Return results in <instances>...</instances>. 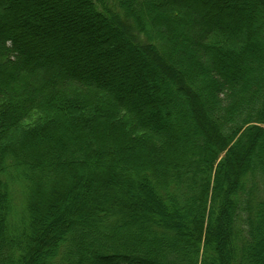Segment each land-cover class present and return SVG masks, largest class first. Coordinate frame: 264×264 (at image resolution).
Returning <instances> with one entry per match:
<instances>
[{
    "label": "trees",
    "instance_id": "16d2710c",
    "mask_svg": "<svg viewBox=\"0 0 264 264\" xmlns=\"http://www.w3.org/2000/svg\"><path fill=\"white\" fill-rule=\"evenodd\" d=\"M134 189L163 219L149 237ZM0 209V264H254L264 0H0Z\"/></svg>",
    "mask_w": 264,
    "mask_h": 264
},
{
    "label": "rangeland",
    "instance_id": "374dc122",
    "mask_svg": "<svg viewBox=\"0 0 264 264\" xmlns=\"http://www.w3.org/2000/svg\"><path fill=\"white\" fill-rule=\"evenodd\" d=\"M78 96L80 97L81 101H84V94L79 93ZM47 114L44 117L39 116L37 113L33 114L31 119L29 120V125H33V126L35 125L36 126L38 124H41L48 117ZM30 127H32V126H30ZM134 196L136 198V206H137L135 213L137 216L139 215V218L136 217L132 221V224L130 226V230L132 233L137 234V233H139L138 230L141 229L140 227H142V229L145 232H147V234H148L146 237H149L150 232L152 231V229H151L152 226H149V225L152 223L161 224V222L163 221L162 216L160 215V213L158 211L159 208L155 205V202L153 200L148 201L144 197H142L140 195V191L138 189H134ZM77 197H78V201L82 205V203H83L82 200L84 199L82 197V193L79 192V195ZM89 198H91V197L89 196ZM117 198L119 199V197H117ZM29 199H30V197L26 193L25 189H23V188H21V189L16 188L15 189L14 188V197H13V199H11L12 203L9 205H10L11 213H13L15 215V221H16L15 229H18V227L21 226L20 223L22 222V220L25 221L24 201H28ZM4 201H5V198H4ZM67 201L72 202V200L69 201L68 199H67ZM68 202L65 201V203L62 204L63 206H66V208L68 207L67 209H69L72 205L71 203H68ZM165 205H166V206H164L165 215L175 216L176 218H174V220L178 221V225L187 230L189 227L188 225H189V220H190L189 214H185L181 210L175 211V208L170 206L169 204H165ZM62 211H64V210H62V208H59L58 210H54V212L51 213L50 215H48V216L46 215V217H43V213L41 214L42 229H45L43 224H46L45 232L49 231L50 233L54 234L53 240H56V241H59L61 239L62 233H63L60 230L58 231V228L62 224L60 222V219L62 218V216H64V213H62ZM4 214H5L4 211L2 209H0V216L2 218H5ZM70 217H72V216H70ZM143 221H145V224L143 223ZM110 226H112V224H110L109 227ZM12 236L13 237L16 236V231L12 233ZM137 246H140V245L137 244ZM259 249H260L259 250V256L255 260L254 264H264V233L261 234ZM45 256H46V260H48L50 263H52L57 258V253L54 250L53 251L50 250V251H48V253L45 254ZM41 264H46V261H42Z\"/></svg>",
    "mask_w": 264,
    "mask_h": 264
}]
</instances>
